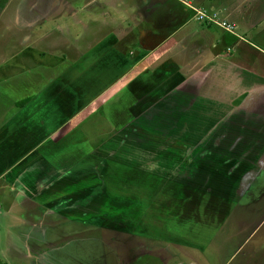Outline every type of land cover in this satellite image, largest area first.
I'll return each instance as SVG.
<instances>
[{
    "label": "rangeland",
    "instance_id": "rangeland-1",
    "mask_svg": "<svg viewBox=\"0 0 264 264\" xmlns=\"http://www.w3.org/2000/svg\"><path fill=\"white\" fill-rule=\"evenodd\" d=\"M247 1L252 6L257 0ZM39 2L44 4V0H0V118L10 116L9 107L15 112L17 101L40 96L35 89L46 91L48 78L63 70L64 62L69 68L64 73L75 75L78 71L72 66L88 58L77 60L74 54L96 43L89 39L97 31L66 29L61 22L69 18L56 17L55 9L40 26L26 20L29 6L40 14ZM48 4L53 7L54 2ZM16 5L17 10L12 7ZM212 31L229 41L222 29ZM244 31L238 27V32ZM259 31H264L263 25ZM242 36L233 37V54L225 59L248 66L264 79L263 41L249 31ZM132 38L141 40L134 34ZM65 42L72 49L65 51ZM136 42H127V63L121 62L128 71L118 72L116 94L120 92L123 99H110L113 110L124 113L109 118L100 100L87 106L53 138L62 144L61 151L50 146L47 152L50 159L60 152L59 159L48 164L56 166L58 175L50 171L53 167L45 172L42 168L41 177L24 186L25 200L20 209L13 208L21 218L6 214L8 203L1 202L0 262L264 264V103L255 106L245 99L254 94L245 87L234 99H220L232 85H222L218 73L212 72L210 77L216 79L196 86L178 80L171 97L137 106L131 95L151 81L138 83L141 64L150 57L142 62L137 58ZM120 43L114 41L118 47ZM36 62L51 69H35ZM28 68L31 73L24 75ZM242 73L253 81L252 72ZM109 74L98 68L83 74V79L90 84L88 90H94ZM48 90L58 100L63 97L53 84ZM72 91L76 94L78 88ZM217 100L237 109L219 112V107L213 109ZM53 108L54 103L46 106ZM41 180L46 184L37 188ZM31 211L35 216H28Z\"/></svg>",
    "mask_w": 264,
    "mask_h": 264
},
{
    "label": "crops",
    "instance_id": "crops-1",
    "mask_svg": "<svg viewBox=\"0 0 264 264\" xmlns=\"http://www.w3.org/2000/svg\"><path fill=\"white\" fill-rule=\"evenodd\" d=\"M51 1L54 2L53 7L48 4ZM183 1L188 0H44L43 5L39 2L42 6L39 7L40 14L33 13V9L29 6V17L25 16L26 20L36 22L38 26L48 19L49 10L55 9L56 12L52 13L56 17L69 18L68 22H61V25L66 29L82 30V32L95 30L97 36L94 39H89L96 43H88L89 46L85 50L79 48L81 52L78 51V54H74L77 55V60L80 57L88 58L84 63H79V60L72 66L78 71L75 75L70 76L64 73L69 69L64 62L60 66L63 70L54 77L48 78L44 85L47 87L46 91L35 89V92L40 96L24 98L26 101L22 105H18V103L24 99L17 101V110L14 112L9 107L7 111L9 110L10 116L5 115L0 118L2 124L0 127V207H2L1 202L4 205L6 202L8 203L9 208H7L6 214L21 218L22 214H17L16 209L13 210V208H19L18 206L24 202L26 183L30 184V181L33 182L37 176L41 177L42 168L45 172L49 167H53L55 170L50 171L58 175L56 166H48V164H51L50 161L59 159L60 152L53 159L46 155L52 147L61 151L62 144L55 143L53 138L64 131L63 127L66 122L74 121L76 116L82 114L87 106L95 104L97 100L102 102V109L109 111L107 113L109 118L117 119L116 116L124 113L121 109L114 111L110 99L112 97L123 99L120 92L116 94L117 85L121 82L118 72L123 73L129 69L124 56L129 49L127 42L131 39L139 41L136 42L135 47L139 49L136 54L141 62L150 57L145 64L144 62L141 64L144 68L137 80L138 83L151 81V84L140 85L141 87H137L136 92L131 95V99H136L137 106H144L145 100H165L171 97V94L176 91L175 83L178 80H182L181 83L188 81L192 86H196V83H204L208 78L209 80L216 79V76L210 77L212 72L218 73L222 85H232L227 88L229 90L225 93L226 96L220 99H234L242 92L238 89L245 87L252 94L254 93L252 96L247 95L248 98L245 97V99L251 100L255 106L264 103V79L255 75V71L249 70L248 66L242 67L241 64L232 62V59H225L231 58L233 54L234 49L231 43L233 37L241 39L242 35L248 31L253 38L263 41L264 44V31H259V26H264V22H261L264 21V0H257L252 6H247V0L193 1L195 8L216 9L221 12L222 18L235 25L233 34L225 32L230 37L228 42L212 31L215 26H204L196 22L191 11L184 9ZM12 7L17 10V5ZM43 9L44 11H42ZM33 15L36 20H33ZM14 18H18L17 13ZM96 24L104 25L99 26V30H97ZM238 27L240 30L246 29V31L240 33ZM133 34L138 35L141 40L132 38ZM40 37H35V39L38 40ZM75 40L72 38L70 41L72 47L75 45ZM114 41H120V47L114 45ZM121 44L125 46L126 52L121 49ZM72 47L68 42H65L62 48L67 51V48L72 49ZM122 61L126 63L121 64ZM32 67L51 69L49 65L41 62H36ZM132 67L135 66L131 65ZM98 68L103 69L104 73L111 71V74L98 88L88 90L90 84H85L83 77L86 76L83 74ZM29 69L31 68H28L27 72L26 69L24 70V75H27L28 72L31 73ZM244 71L254 74L252 82L250 76L242 73ZM224 72H228L229 75L223 77ZM123 80L124 76H122V82ZM51 84L55 89H60L63 92V97L60 100L48 90ZM29 85H32L31 79ZM72 88H78V92L74 94ZM232 88L233 90L230 92ZM49 96L50 100H45ZM40 97L43 100H39ZM64 97L70 100H63ZM128 97L129 94L126 91L125 98L128 99ZM52 98L53 100H51ZM217 101L218 106H213V109L219 107L218 111L221 110V112L225 108L237 109L229 105L221 106L219 100ZM53 103L54 108L46 110V106ZM125 104L127 105V100ZM259 109L263 110L261 107ZM136 110L138 112L137 108ZM22 112H24V116L18 115ZM10 117L12 118L10 119ZM3 119L5 122H2ZM226 133L228 132L226 131ZM76 135L75 133L74 137ZM20 140L24 146L19 142ZM15 145H19L20 148L17 149ZM21 162H23L22 165H20ZM18 164L20 166L17 167ZM44 184L46 181L41 180L37 188ZM29 213L31 215L28 214V216L36 214L32 211ZM7 230L10 231L9 228ZM2 255L5 257L3 249ZM6 263L9 264L8 259Z\"/></svg>",
    "mask_w": 264,
    "mask_h": 264
},
{
    "label": "built area",
    "instance_id": "built-area-1",
    "mask_svg": "<svg viewBox=\"0 0 264 264\" xmlns=\"http://www.w3.org/2000/svg\"><path fill=\"white\" fill-rule=\"evenodd\" d=\"M194 0L183 1L184 9L191 11L193 18L196 22L202 25L215 26L227 33H234L235 25L222 18L221 12L216 9H197L193 6Z\"/></svg>",
    "mask_w": 264,
    "mask_h": 264
},
{
    "label": "trees",
    "instance_id": "trees-1",
    "mask_svg": "<svg viewBox=\"0 0 264 264\" xmlns=\"http://www.w3.org/2000/svg\"><path fill=\"white\" fill-rule=\"evenodd\" d=\"M25 99L24 100H21V101H19V103H18V105H22V104H24L25 103ZM0 264H7L6 262H0Z\"/></svg>",
    "mask_w": 264,
    "mask_h": 264
}]
</instances>
